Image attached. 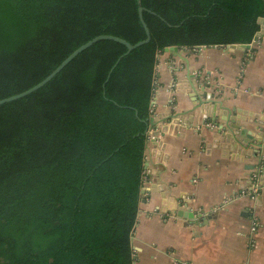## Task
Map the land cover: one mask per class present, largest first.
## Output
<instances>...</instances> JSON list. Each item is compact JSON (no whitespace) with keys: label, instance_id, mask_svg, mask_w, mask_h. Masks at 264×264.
Masks as SVG:
<instances>
[{"label":"trees","instance_id":"1","mask_svg":"<svg viewBox=\"0 0 264 264\" xmlns=\"http://www.w3.org/2000/svg\"><path fill=\"white\" fill-rule=\"evenodd\" d=\"M139 6L149 42L98 41L0 105V264H132L158 52L249 44L264 18V0H0V99L95 36L144 40Z\"/></svg>","mask_w":264,"mask_h":264},{"label":"crops","instance_id":"2","mask_svg":"<svg viewBox=\"0 0 264 264\" xmlns=\"http://www.w3.org/2000/svg\"><path fill=\"white\" fill-rule=\"evenodd\" d=\"M259 30L248 49L158 52L132 264H264V186L248 194V167L264 162V25ZM205 94L204 114L195 95ZM227 132L230 139L217 136Z\"/></svg>","mask_w":264,"mask_h":264},{"label":"water","instance_id":"3","mask_svg":"<svg viewBox=\"0 0 264 264\" xmlns=\"http://www.w3.org/2000/svg\"><path fill=\"white\" fill-rule=\"evenodd\" d=\"M144 11V8L142 6H139L138 8V16H139V20L145 30V33H146V38L142 41H139L135 44H131L129 42H127L126 40L120 38V37H117V36H113V35H98V36H95L94 38H92L91 40L85 42L84 44H82L81 46H79L77 49H75L72 53H70L54 70H52L43 80H41L40 82H38L37 84H35L34 86L30 87L29 89H26L20 93H17L15 95H12V96H9V97H6V98H2L0 99V105H3L5 103H8V102H12V101H15V100H18V99H21V98H24L28 95H30L31 93L37 91L38 89H40L41 87H43L44 85H46L50 80H52L58 73H60V71L62 69H64L65 66H67L76 56H78L81 52H83L84 50H86L87 48H89L91 45H93L94 43L98 42V41H101V40H112V41H115V42H119L121 44H123L126 48H127V51L120 57L122 58L124 55L128 54L130 51L138 48L139 46L149 42L150 40V32H149V29L143 19V13ZM258 23L260 24V26L264 25V18H259L258 19ZM262 33H261V30H259L256 35L254 36V40L257 39L258 36H260ZM232 47H236V44H232L231 45ZM241 47L245 48V49H248L250 47L249 44H240ZM165 51H177L178 50V47L177 46H170V47H166L164 48ZM120 58L118 59V61L120 60ZM118 61L115 63V65L113 66V68L117 65ZM112 68V69H113ZM112 69L110 70V72L112 71ZM109 72V73H110ZM200 88V87H199ZM195 89H193L194 91ZM200 97H203L205 98L204 101H201L198 96L195 95V100H197L198 104L197 106L200 107V109L202 108L203 110V113L205 114V108H206V105L208 104L207 101L211 99V95H208V94H205L203 96H200ZM248 120H252V119H248ZM231 122V128L232 129H237L238 126L234 125V121H230ZM148 124H149V129H152L155 125V121L152 117H149L148 119ZM162 128V132H165L168 128L167 125H164ZM217 136L220 137L221 139H230L231 138V133L230 132H227V133H224V135H221V133H217ZM225 146H228L227 144ZM262 160H259V162L257 163V165H254V166H250L248 167V169H250L249 172H251L253 169L256 168V166H259L261 165V174H260V177H259V180H258V184L260 187H263L264 186V162H261ZM250 174L249 173V178H250ZM249 186H251V183L249 181ZM141 193H143V191H141ZM179 209H182L181 207H179ZM186 212L187 211H182V210H179L177 211V214L179 216H184V217H189V218H192L193 217V214L192 213H189L186 215ZM188 213V212H187Z\"/></svg>","mask_w":264,"mask_h":264},{"label":"built area","instance_id":"4","mask_svg":"<svg viewBox=\"0 0 264 264\" xmlns=\"http://www.w3.org/2000/svg\"><path fill=\"white\" fill-rule=\"evenodd\" d=\"M250 173L251 174H250L249 180H250L251 186H250V190L248 191V194L251 197H256L261 190V187L258 184V180L261 174V165L256 166V168L253 169ZM256 229H257V222L253 220L251 230L255 232Z\"/></svg>","mask_w":264,"mask_h":264}]
</instances>
